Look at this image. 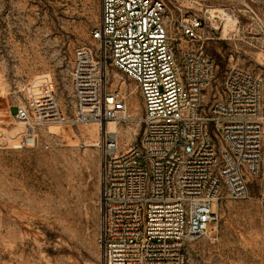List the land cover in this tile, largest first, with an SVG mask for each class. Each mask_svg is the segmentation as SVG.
<instances>
[{
    "label": "rangeland",
    "instance_id": "374dc122",
    "mask_svg": "<svg viewBox=\"0 0 264 264\" xmlns=\"http://www.w3.org/2000/svg\"><path fill=\"white\" fill-rule=\"evenodd\" d=\"M165 2L174 19L211 14L201 43L216 65L210 93L230 67L264 78V18L245 0ZM100 17L101 0H0V264H103L105 127L75 123L70 84L76 49H98ZM105 79L126 95V150L143 134L140 93L111 65ZM212 212L208 231L186 242V264H264V141L249 197Z\"/></svg>",
    "mask_w": 264,
    "mask_h": 264
},
{
    "label": "built area",
    "instance_id": "2783aa9c",
    "mask_svg": "<svg viewBox=\"0 0 264 264\" xmlns=\"http://www.w3.org/2000/svg\"><path fill=\"white\" fill-rule=\"evenodd\" d=\"M245 2L264 18V0ZM210 16L174 19L165 0H101L97 51L74 53V121L105 127L103 264H186L185 244L208 231L213 204L249 197L262 159L264 78L230 67L208 91L216 65L201 43ZM107 65L141 97L143 134L126 150L107 129L127 106L125 93L107 88Z\"/></svg>",
    "mask_w": 264,
    "mask_h": 264
},
{
    "label": "bare ground",
    "instance_id": "6f19581e",
    "mask_svg": "<svg viewBox=\"0 0 264 264\" xmlns=\"http://www.w3.org/2000/svg\"><path fill=\"white\" fill-rule=\"evenodd\" d=\"M226 15V14H225ZM227 18V17H226ZM230 21V20H229ZM229 24V23H228ZM227 25V24H226ZM227 27V26H226ZM227 29H224V31ZM227 35V34H225ZM124 111L126 110V107L123 109ZM107 129L110 131H118V121H113L108 123Z\"/></svg>",
    "mask_w": 264,
    "mask_h": 264
}]
</instances>
